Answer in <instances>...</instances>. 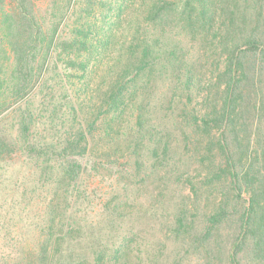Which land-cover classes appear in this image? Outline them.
<instances>
[{
  "label": "trees",
  "instance_id": "obj_1",
  "mask_svg": "<svg viewBox=\"0 0 264 264\" xmlns=\"http://www.w3.org/2000/svg\"><path fill=\"white\" fill-rule=\"evenodd\" d=\"M50 1L47 11L41 12L37 0H0V264H85L73 248L82 240L83 224L71 210L67 213L69 197L77 200L83 180L97 179L100 168L115 167L124 177L133 158L146 174L157 167L159 154L167 155L169 142L161 144L160 131L148 122L152 103L146 82L163 60L176 57L174 30L164 18L179 4L185 18L197 13L201 21H208L215 15L211 0H44ZM251 1L257 11L248 17L255 24L250 31H233L235 16L216 28L224 65L219 82L203 85L206 97L216 93L211 103L206 100L208 109L202 114L184 110L205 140L212 127L220 130L215 140L223 167L216 177L227 179L236 197L248 195L227 264H241L239 254L247 240L264 261V131L254 132L249 149L251 134L242 135L237 122L244 109L243 58L264 54V39L256 34L264 4ZM135 2L138 8L131 19L127 11ZM106 8H111L117 23L134 24L115 49L107 75L94 80L92 65L110 47L111 36L97 32L90 17L96 9ZM60 82L70 92L52 101L56 96L52 89ZM192 85L186 80L183 84L187 99ZM36 96L41 98L38 107ZM263 105L260 101L253 107L261 110ZM126 138L127 144L119 143ZM243 139L248 149L241 148ZM150 154L156 155L154 161L140 160ZM7 191L18 195L9 197ZM228 205L220 199L203 216V228L180 208L171 234L200 250L228 218ZM120 245L109 263L108 246L93 240L94 264H131L129 251ZM154 257L155 253L152 264L157 263ZM147 259L138 258L135 264H151Z\"/></svg>",
  "mask_w": 264,
  "mask_h": 264
},
{
  "label": "rangeland",
  "instance_id": "obj_2",
  "mask_svg": "<svg viewBox=\"0 0 264 264\" xmlns=\"http://www.w3.org/2000/svg\"><path fill=\"white\" fill-rule=\"evenodd\" d=\"M37 1L41 12L47 11L46 8L52 3ZM262 1L264 4V0ZM211 2L210 8L215 10V15L208 21H201L197 13L185 18L180 4L167 12L164 21L173 27L177 40L176 57L163 60V64L152 72L150 80H146L150 82L152 103L148 122L152 124V129L160 131L161 144L165 140L169 142L167 155L159 154L161 157L157 167L146 174L143 166L136 168L133 158L128 160L129 171L124 177L118 175L115 167L100 168L101 175L97 179L83 180V189L77 200L76 197H69L67 213L71 210L83 224L82 240L73 248L85 264H94V251L90 248L93 240L96 245L108 246L105 252L109 263L113 261L115 247L119 244L122 250L129 251L131 264H135L138 258L145 261L147 257L152 264L151 257L154 253L157 257L156 264H210L206 262L208 260L212 264H227L229 261L228 256L238 232V218L248 195L243 192L241 198L236 197L228 180L222 176L216 177L219 168L223 167L219 166L222 158L215 140L220 130L212 127L208 140H205L201 128L192 125L189 113L184 110L202 114L207 107L206 100L209 99L211 103L216 95L213 92L206 97V90L203 89L206 82H214V85L219 82L218 72L224 65V54L218 44L216 28H222L231 16H235L232 30L238 31L237 34L250 31L255 24L250 23L248 17L251 18L257 7L252 9L255 4L251 0ZM137 4L133 3L127 11L131 19H134ZM138 16L142 18L141 15ZM90 20L102 36H111L110 47L103 49L92 65L96 72L94 80H98L99 75H107L105 73L117 54L115 49L118 50L134 23H117L111 8L96 9ZM259 20L260 28L256 34L264 39V14ZM101 25H106V28ZM117 28L118 33L115 32ZM243 65L244 109L237 122L242 135L249 132L251 134L250 149L255 142L254 132L258 128H263L261 131H264V107L261 110L253 107L260 101L264 104V54H248L243 58ZM185 80L193 82L191 97L188 99L183 93ZM198 83L199 87L196 86ZM62 85L63 82H60L53 87L52 91H55L56 96L52 101L61 100L60 95L65 92L69 94L70 89H65ZM35 99V106L38 107L41 98L36 96ZM128 142L129 138L119 141L123 145ZM241 143L242 149H248L247 140L243 139ZM155 156L145 155L140 160L150 163L155 160ZM212 158H215L214 162ZM122 162L121 160L120 164ZM4 193L5 191L1 195ZM7 195L16 197L18 194L8 192ZM220 199L229 204V215L213 230L207 245L195 251L173 237L171 228L180 208L186 209L187 215L197 220V228H203V216L212 211ZM242 247L239 254L241 264H264V261L255 256L251 240L245 241ZM64 255L70 256L67 253Z\"/></svg>",
  "mask_w": 264,
  "mask_h": 264
}]
</instances>
